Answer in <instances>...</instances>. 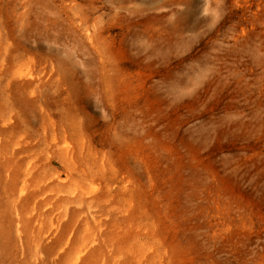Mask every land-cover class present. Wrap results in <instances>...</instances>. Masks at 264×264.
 I'll return each instance as SVG.
<instances>
[{"label": "rangeland", "instance_id": "rangeland-1", "mask_svg": "<svg viewBox=\"0 0 264 264\" xmlns=\"http://www.w3.org/2000/svg\"><path fill=\"white\" fill-rule=\"evenodd\" d=\"M0 151V264H264V0H0Z\"/></svg>", "mask_w": 264, "mask_h": 264}, {"label": "bare ground", "instance_id": "bare-ground-1", "mask_svg": "<svg viewBox=\"0 0 264 264\" xmlns=\"http://www.w3.org/2000/svg\"><path fill=\"white\" fill-rule=\"evenodd\" d=\"M191 1V0H190ZM178 2V1H177ZM189 2V1H188ZM193 2V1H192ZM121 3V2H120ZM144 4V3H143ZM185 4V3H184ZM140 5V4H139ZM186 6V5H185ZM188 7V6H187ZM187 9V8H186ZM180 14V13H179ZM177 17V16H176ZM173 22V21H172ZM176 23V22H175ZM177 24H179V23H177ZM170 25V24H169ZM170 26H172V25H170ZM174 27H175V25H174ZM174 27H173V29H174ZM183 27V26H182ZM185 28V27H184ZM172 29V30H173ZM180 29V28H179ZM178 32V31H177ZM79 39H81L80 37H79ZM75 41H77V40H75ZM87 49V48H86ZM102 51H104V50H102ZM56 56H58V54L56 55ZM59 57V56H58ZM58 57L56 58L57 60H58ZM59 59H60V57H59ZM90 60H91V58H90ZM10 141V140H9ZM9 143V142H8ZM19 144H20V142H19ZM2 146V145H1ZM6 151H8V150H6ZM1 152V151H0ZM2 157H4V159H5V163H4V170H6V169H11V170H14V169H16V167H18V169L19 168H21L23 165H24V159H21V160H17V164H18V166H16L14 169H12L13 167H14V165L12 164V162H11V160L13 161V159L12 158H14V156H15V153H12V151H11V153L9 154V153H7V152H4V153H2ZM1 157V158H2ZM4 159L3 160H0V161H4ZM15 159V158H14ZM2 163V162H1ZM6 168V169H5ZM21 172V171H20ZM30 172V171H29ZM28 172V169H27V167H25L24 168V171H23V174H25V177L23 178V180H22V184H21V187H20V189L22 190V191H24V190H26L27 188H28V186L33 182V180L32 181H30L31 180V178H32V174H31V172L29 173ZM14 173V172H13ZM29 174V175H28ZM8 176V175H7ZM16 177V176H15ZM14 177V178H15ZM17 179V178H16ZM46 181V180H45ZM42 182V181H41ZM33 184V183H32ZM38 185V184H37ZM17 186V185H16ZM43 185H40V186H38V192H40V191H42L43 190V188L44 187H42ZM33 188V187H32ZM36 194V193H35ZM34 194V195H35ZM36 195H39V194H36ZM39 197V196H38ZM55 197V196H54ZM57 202H58V200H57ZM78 202V201H77ZM72 203V202H71ZM69 205V204H68ZM60 220V219H59ZM68 225V224H67ZM65 226V225H64ZM53 227H54V225H53ZM59 236V235H58Z\"/></svg>", "mask_w": 264, "mask_h": 264}]
</instances>
